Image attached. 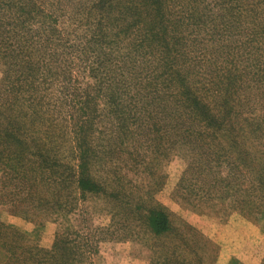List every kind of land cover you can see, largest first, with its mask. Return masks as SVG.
Returning <instances> with one entry per match:
<instances>
[{
    "label": "trees",
    "instance_id": "16d2710c",
    "mask_svg": "<svg viewBox=\"0 0 264 264\" xmlns=\"http://www.w3.org/2000/svg\"><path fill=\"white\" fill-rule=\"evenodd\" d=\"M119 2L117 18L109 16L112 0L94 3L99 14L76 46L65 29L67 21L58 19L52 2L0 0V172L17 190L28 188L31 195L41 186L52 200L18 205L17 199L26 195L15 192L17 199L10 200L13 216L34 222L44 210L51 217L70 215L77 200L63 205L55 195L61 187L73 186L81 201L104 197L116 209L112 223L121 222L125 236L131 237L135 230L149 244L148 236L160 240L172 231L166 211L144 198L152 195L154 186L160 188L152 172L145 175V170L148 163L176 154L179 144L186 148L185 191L198 192L193 202L210 211L215 205L229 204L237 194L227 190L237 178H245L246 166L240 161L249 155L244 142L249 133L244 124L253 134L264 132V115L256 118L249 113L256 106L264 112V40L261 48L249 43L247 48L239 43L225 46L219 39L225 36L224 29H195L184 38L176 29V18L170 19L166 12L177 0ZM200 10L197 22L205 24L207 12L203 6ZM220 18L222 22V14ZM113 22L125 29H109ZM249 29L245 37L254 41L264 37L261 23L250 19ZM70 30L77 36L76 29ZM203 33L218 37L221 46L212 49L224 57L227 69L214 64L213 73L201 71L199 62L188 61L184 42ZM222 77L228 79L226 88ZM85 78L93 83L83 87ZM94 87L103 99L100 106L88 95L80 97ZM207 93L222 102L213 107L201 102V95ZM58 105L70 111L55 119ZM236 106L240 112L234 115ZM79 107L80 117L75 115ZM66 144L71 166L63 157ZM255 152L253 162L263 156L259 149ZM260 190H264L263 175ZM73 235L71 239L64 228L46 251L0 224V250L2 245L6 248L7 264L12 258L13 264H22L21 259L30 264H82L93 248L78 232Z\"/></svg>",
    "mask_w": 264,
    "mask_h": 264
},
{
    "label": "rangeland",
    "instance_id": "374dc122",
    "mask_svg": "<svg viewBox=\"0 0 264 264\" xmlns=\"http://www.w3.org/2000/svg\"><path fill=\"white\" fill-rule=\"evenodd\" d=\"M48 1L52 2L51 8L56 12L58 19L67 21L65 29L70 31L71 44L77 46V41L84 38L85 30L89 27L92 28V21L99 14V11L94 7V3L98 0ZM187 1L190 2L188 5ZM119 4V0H112L113 9L109 13L110 17L117 18L120 15L121 10L117 11ZM202 6L208 16V18L204 17V20L208 21L205 24L197 22L202 14L200 10ZM170 10L172 11L171 15H169ZM229 10H231V16ZM250 10L252 11L247 14ZM124 11L128 10L124 9ZM104 12L108 15L107 11ZM166 12L170 19L176 18L178 21L176 29L182 32L184 38H190V36L187 37V33L196 31L195 29H224L221 31H225V36L219 38L220 44L226 43L225 46H232V44L239 43L242 48H247L245 43H249L254 48L262 47L261 43H263L264 37H257L258 40L254 41L249 36L245 37L244 33L251 31L249 29L250 19L254 24L261 23L264 29V0H177V2L168 5ZM221 14L223 24L220 18ZM246 15L250 19L246 18ZM120 27L125 29L124 24L116 25V22H113V28L109 27V29H119ZM70 29H76L77 36H74ZM196 37L197 39L184 42L186 49L190 52L188 61L199 62L200 65L197 68L201 71L210 70L213 73L214 64L227 69L228 65L224 62V57L212 49H216V46L220 45L218 37L210 34L204 36V33ZM63 45L66 46V43ZM77 49L75 62L80 47ZM62 50H56V53ZM122 56H119L118 59ZM69 59L72 60L71 56ZM236 62L238 66L242 65L241 61ZM234 65L235 63L231 64V66ZM108 68L111 70V67ZM91 80L85 78L83 87ZM221 83L225 88L228 87L227 77H222ZM54 89V95H56L57 87ZM54 95L51 96L50 101L54 99ZM85 95L94 99L99 106L103 102L95 87L91 91H83L80 97L84 98ZM218 101L221 99L215 95L209 93L201 95V102L210 107L216 105ZM69 111L65 105H61L60 108L58 105L54 115L55 119L62 118ZM239 112L237 106L232 111L234 115ZM249 113L256 118L264 115L258 106ZM75 115L81 116L80 107ZM243 128L249 133L244 136L249 155L247 160L240 161L246 166L245 178H237L235 183L229 186L227 192L237 194L230 197L229 204L226 203L224 207L215 205L210 208V211H207L209 209H203L201 203L193 202L194 199H198L196 190L185 191L182 180L187 167L184 145L179 144L175 148V150L178 149L176 154L172 153L159 161L148 163L145 175L151 171L154 181L160 183V188L153 189L158 187V185L154 186L150 190L152 195L144 198H148L146 202L152 200L168 214L172 233L167 238L155 240L152 236H148L149 239L146 238L150 242L148 244L144 237L137 234L135 230L130 233L131 237L125 236L122 232L123 228L119 224L121 222L115 221L114 223L113 221L114 224L112 223L115 207L108 206L104 197L88 196L81 201L73 186H63L59 189V194L55 195L56 199L60 198L63 205L74 202V199L77 200L74 202L75 207L72 214L62 212V215L51 217L44 210V215L39 216L40 220H33L39 225L28 220L25 221L10 213V200L15 196V192L17 196L18 193L26 195V199L23 200H18L15 196L18 205L23 206L34 205L37 200L51 203L50 194H47L41 186L31 190V195H29L27 187L24 189L18 186L17 190L16 186L12 183L9 184L6 180L8 176L3 172H0V224L20 233L31 244L46 251L52 249L56 235L64 228L69 229L71 239L74 237L73 231H76L90 242V250L93 248V252L86 257L88 260L82 264H264V190L263 192L260 190L261 176H264V132L258 136L256 133H251L246 124ZM63 149L65 152L63 154L64 161L68 166H71L69 146L66 144L64 148L62 146V151ZM256 149H259V155L263 156L253 162L251 159L256 154ZM69 157L70 159H68ZM19 182L24 184L23 181H17V184ZM199 185L202 186V184ZM21 189L27 191L28 194L21 192ZM20 199H22V194ZM5 240H7L6 237ZM143 246L149 247L151 252L146 251ZM5 251L6 248L2 245L0 264L8 262ZM28 255L27 253L26 257ZM171 256L174 258L166 260ZM13 260L12 258V264ZM15 261H19V258L15 257ZM21 261L22 264H30L23 263L22 259Z\"/></svg>",
    "mask_w": 264,
    "mask_h": 264
}]
</instances>
